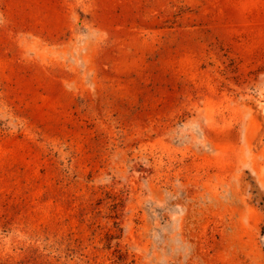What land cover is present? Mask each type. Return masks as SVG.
I'll return each mask as SVG.
<instances>
[{
	"label": "rangeland",
	"instance_id": "374dc122",
	"mask_svg": "<svg viewBox=\"0 0 264 264\" xmlns=\"http://www.w3.org/2000/svg\"><path fill=\"white\" fill-rule=\"evenodd\" d=\"M0 264H264V0H0Z\"/></svg>",
	"mask_w": 264,
	"mask_h": 264
}]
</instances>
